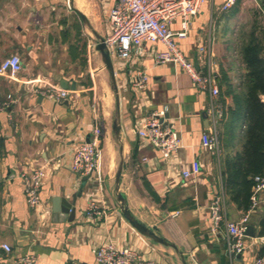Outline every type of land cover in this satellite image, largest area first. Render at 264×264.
Returning a JSON list of instances; mask_svg holds the SVG:
<instances>
[{"label":"crops","instance_id":"1","mask_svg":"<svg viewBox=\"0 0 264 264\" xmlns=\"http://www.w3.org/2000/svg\"><path fill=\"white\" fill-rule=\"evenodd\" d=\"M72 3L81 23L59 19L60 0H0V66L14 54L23 62L13 77L0 72V264H22L18 259L25 254L34 255V264H99L97 249L111 243L160 264H251L264 256V190L249 216L253 237L246 234V247L236 257L227 253L226 224L212 233L209 213L211 200L220 195L226 219L239 223L246 212L242 197L234 199L227 181L229 163L243 150L245 130L242 120L228 126L229 108L241 92L245 73L238 52L240 34L254 26L264 30L263 0H237L228 10L222 9L220 0H209L193 17L187 35L178 40L194 61L197 48L204 45L208 54L199 58V64L206 71L211 62L220 73L225 115L217 122L219 149L202 143L203 134L212 129L206 110L209 93L195 89L180 66L156 64L154 53L165 46L152 41L145 42L142 56L111 55L121 96V142L117 140L112 130L116 96L111 77L96 49L98 41L86 36L89 28L105 38L115 0ZM180 27L178 19L172 28ZM91 56L101 62L99 82ZM138 70L149 75L142 89L133 85ZM102 71L108 75L106 83ZM63 82L67 89L76 86L65 99L39 91L52 85L65 88ZM162 109L182 140L181 148L168 156L134 130L152 110ZM95 123L105 133L101 180L80 177L72 168L74 147L89 140ZM120 145L124 148L120 185L129 207L182 254L145 237L123 217L115 185ZM194 160L202 165L201 172L186 179L182 172ZM36 166H44L47 175L40 207L34 209L28 205L22 174ZM91 201L100 212L89 217ZM64 203L72 205L74 214H56L55 208Z\"/></svg>","mask_w":264,"mask_h":264},{"label":"built area","instance_id":"2","mask_svg":"<svg viewBox=\"0 0 264 264\" xmlns=\"http://www.w3.org/2000/svg\"><path fill=\"white\" fill-rule=\"evenodd\" d=\"M207 1L209 0H115L114 6L109 11L110 31L104 39L110 54L118 53V56L123 59L130 58L132 55L142 56L146 41L161 42L165 49L154 53L156 64L173 63L180 66L191 76L195 89L209 93V104L206 110L212 129L203 134L202 143L209 149H219L217 122L225 115L219 85L220 73L211 62L206 71L199 64V58L208 54L204 45L197 48V60L194 61L183 52L178 43L179 38L187 35L193 17L201 11ZM220 1L222 9L228 10L237 0ZM178 19L181 20V27L175 31L172 25ZM22 67V59L18 54H14L1 63L0 72L13 77ZM134 75L133 85L137 89H142L149 82V75L145 70H138ZM39 91L43 95L60 100L69 97L74 90L52 85ZM134 130L141 139L149 141L166 156L176 153L181 148L180 134L167 121L166 111L163 109L152 110ZM91 131L89 140L78 143L74 147L72 168L80 177L96 176L101 180L105 133L98 123L92 126ZM201 169L200 162L194 160L191 166L184 168L183 177L186 179L194 177L201 172ZM46 175L47 170L44 166H36L31 171L22 174L28 205L34 209L40 207L41 190ZM254 182L251 195L252 205L239 223L226 219L225 201L221 195L212 199L209 205L211 231L216 234L220 226L223 223L226 224L227 253L232 257L238 256L246 247L249 216L259 202V193L264 190V172L256 174ZM99 212V206L91 201L87 211L88 216L92 217ZM4 247L7 251L12 249L8 244ZM96 259L99 264H160L153 259L143 258L139 252L130 247L119 248L112 243L100 246L96 251ZM18 261L22 264L36 262L34 255L31 254L20 256ZM251 264H264V256L256 258Z\"/></svg>","mask_w":264,"mask_h":264},{"label":"trees","instance_id":"3","mask_svg":"<svg viewBox=\"0 0 264 264\" xmlns=\"http://www.w3.org/2000/svg\"><path fill=\"white\" fill-rule=\"evenodd\" d=\"M78 29L80 34V27ZM240 35L238 52L245 73L240 83L241 92L235 94V105L229 108L228 126L240 120L244 122V146L229 163L227 181L234 199L238 201L242 197L241 203L247 211L252 205L254 177L264 172V30L254 26Z\"/></svg>","mask_w":264,"mask_h":264},{"label":"water","instance_id":"4","mask_svg":"<svg viewBox=\"0 0 264 264\" xmlns=\"http://www.w3.org/2000/svg\"><path fill=\"white\" fill-rule=\"evenodd\" d=\"M71 1V0H70ZM81 20L86 24L91 26L90 21H88L87 17L85 15L77 10ZM97 39L98 43L96 46V49L100 52V55L103 59V62L105 64V67L107 68L109 75L111 77V88L116 96V107H115V115H114V120L112 124V130L114 131L117 140L121 142V125H120V118H121V112H120V101H121V96L119 93V87H118V81H117V75L115 73V66H114V60L113 57L111 56L109 49L106 44V40L104 37L99 35L98 33L94 32ZM63 87H67V83L63 82ZM76 86L72 85V89H75ZM120 161L118 163V169L116 172L115 176V185H116V198L117 201L120 203V211L123 215V217L127 220V222H130L132 226L138 230L142 235L145 237H149L152 239L154 242L162 244L164 246H171L176 249L180 254L182 252L179 251L177 245L174 242H171L169 239L164 238L162 235H160L157 232V228L154 226H150L149 224H146L145 222L141 221L131 210L129 207V204L127 203L126 200V195L125 193L121 190V181H122V175H123V170H124V157H123V146L120 145ZM64 207H58L55 208L56 214H59L60 212L63 214H69L71 211V214H74V209L72 208V205L69 203H64ZM253 227L249 226L247 229V235L253 237Z\"/></svg>","mask_w":264,"mask_h":264},{"label":"rangeland","instance_id":"5","mask_svg":"<svg viewBox=\"0 0 264 264\" xmlns=\"http://www.w3.org/2000/svg\"><path fill=\"white\" fill-rule=\"evenodd\" d=\"M60 3H61V10L63 11L60 15H59V19H69V21L71 22H79L81 23V21H79V17L74 13L73 11V6H74V3H72V0L70 1V3H68V0H60ZM82 30H83V27H82ZM83 34H85V32L83 31ZM86 36L89 37V39H93V41H98L97 37L95 36V34L88 28L87 29V34ZM92 53H94V51L92 50ZM98 55V54H97ZM92 57V62H93V72H94V76H95V79L97 82H99V79L101 76H98V73L100 72V70L98 69L99 66L101 65V62L99 61V58H94L93 56ZM98 57V56H96ZM102 74L105 75V79H103V82H108V75L107 73H105V71L103 72L102 71ZM105 80V81H104ZM107 85V84H106ZM105 85V86H106ZM102 89H98V93L100 94V96H103L102 94ZM107 90V88H106ZM120 161V156L117 155V158H116V162H115V167L117 168V165Z\"/></svg>","mask_w":264,"mask_h":264},{"label":"bare ground","instance_id":"6","mask_svg":"<svg viewBox=\"0 0 264 264\" xmlns=\"http://www.w3.org/2000/svg\"><path fill=\"white\" fill-rule=\"evenodd\" d=\"M77 3L79 4V5H81L82 6V3H80V1H77ZM84 6V5H83ZM88 13V12H87ZM103 81V80H102ZM102 91V90H101ZM105 94V93H104ZM103 94V95H104ZM103 98V97H102ZM110 104V103H109ZM111 153H112V151H111Z\"/></svg>","mask_w":264,"mask_h":264}]
</instances>
